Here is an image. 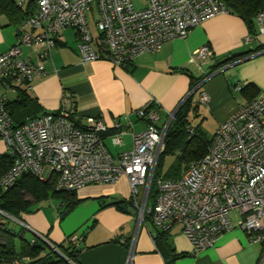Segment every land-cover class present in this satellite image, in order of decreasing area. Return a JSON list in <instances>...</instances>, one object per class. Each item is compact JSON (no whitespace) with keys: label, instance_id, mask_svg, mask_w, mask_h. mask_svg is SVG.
<instances>
[{"label":"built area","instance_id":"2783aa9c","mask_svg":"<svg viewBox=\"0 0 264 264\" xmlns=\"http://www.w3.org/2000/svg\"><path fill=\"white\" fill-rule=\"evenodd\" d=\"M35 2L34 14L20 25L17 42L0 55V86L8 89L14 83L29 90L34 76L44 73L42 65L21 57V47L45 45L49 51L63 29L76 32L82 63L104 59L120 67L139 55L158 51L168 41L185 39L204 20L227 13L219 0H144L138 10L133 0ZM24 3L17 0L18 6ZM87 14L93 17L95 36ZM255 24L257 39L264 36V13L257 15ZM251 40L247 37L245 41ZM211 55L209 47L203 46L193 52L191 61L196 58L205 63ZM233 91L239 92L240 86H234ZM207 99L202 92L199 101L204 104ZM7 104V94L1 93L0 140L13 160L0 176L1 189L11 187L24 174L44 181L52 178L54 190L63 193L88 185L113 184L124 176L139 226L145 225V216L160 232L169 233L180 226L193 251L199 252L212 247L235 221L251 242L262 246L257 264H264V95L239 106L222 122L206 154L190 162L175 180L154 178L175 112L168 113L167 120L158 125L160 118L154 107L149 104L138 110L143 130L131 132V151L113 157L101 134L113 130L108 138L113 146H121L128 130L120 124L108 127L98 118L87 117L84 124L77 125L63 97L56 113L16 126ZM152 184L155 195L149 205ZM150 238L154 242V233ZM67 240L75 243L77 237L72 235Z\"/></svg>","mask_w":264,"mask_h":264},{"label":"crops","instance_id":"0c3cea01","mask_svg":"<svg viewBox=\"0 0 264 264\" xmlns=\"http://www.w3.org/2000/svg\"><path fill=\"white\" fill-rule=\"evenodd\" d=\"M249 36L239 17L223 13L201 22L185 39L168 41L158 51L114 67L104 59L82 63L76 49V32L63 29L49 51L45 45L21 47L22 58L44 68V73L34 76L30 89L13 83L9 89L0 86V94L5 92L8 101L13 102L20 91L26 90L35 105L26 110L24 120L56 113L64 97L78 125L84 124L87 117L98 118L108 127L120 124L128 130L121 146H113L108 137L103 140L105 146L110 144L106 146L109 153L117 157L131 151V132L139 133L144 128L138 110L152 105L161 125L168 113L175 112L196 88L199 91L194 94L193 105L197 109L192 114L202 120L200 126L207 120L213 122V137L222 122L239 106L249 103L248 97L233 91L235 85L256 86L257 93L251 101L264 95V50L254 52L264 46V39L246 42ZM17 38L18 28L0 18V55L15 45ZM253 41L256 46H251ZM203 46L209 47L212 55L205 63L196 58L191 61L193 52ZM245 52L249 54L224 63ZM202 92L208 96L204 104L199 101ZM4 154L5 146L0 140V156ZM75 196L79 203L62 218L61 201L49 200L38 204L32 213L22 214L16 222L31 234L47 238L52 245H65L75 235L79 239L75 245L80 264H126L128 260L130 264H165L150 238L154 233L152 226H139L133 209L122 212L107 206L129 200V185L124 176L113 184L83 187ZM233 222V228L212 247L199 252L193 251L180 226L174 227L169 232V241L179 256L172 264H257L262 246L251 242L250 236Z\"/></svg>","mask_w":264,"mask_h":264},{"label":"trees","instance_id":"16d2710c","mask_svg":"<svg viewBox=\"0 0 264 264\" xmlns=\"http://www.w3.org/2000/svg\"><path fill=\"white\" fill-rule=\"evenodd\" d=\"M219 1L224 5L227 13L239 17L245 23L250 34L249 37L253 39L257 33L255 18L259 13H264V0ZM35 9V0H25L23 6H18L17 0H0V18H4L7 25L17 27L18 33L20 25L34 14ZM258 50H264V46L260 45L254 52ZM248 54L249 52H245L231 56L224 63L236 61ZM198 91V89L193 90L194 93L189 95L175 111L174 118L165 135L164 151L157 161L155 179L162 178L160 166L168 155H176L183 162L185 170L190 162L202 158L210 146L212 138L206 139L200 125V127H191L189 123V115L197 109V105H193V97ZM240 92L251 102V98L257 93V88L250 83L240 87ZM33 105L35 102L27 95L26 90L20 91L17 100L8 101L7 111L16 126L27 121V119L24 120L26 110ZM111 134L113 131L110 130L101 134L102 140ZM12 162V158L6 152L0 156V176L9 170ZM184 170L163 179L175 180L181 176ZM154 195L155 188L152 184L149 192V205H152ZM49 200L61 201L64 206L59 213L61 218L67 215L80 201L76 199L75 192H56L53 188L52 178L44 181L31 174L22 175L7 189L0 188V264H80L77 258L79 249L75 245L78 238L75 243H70L67 240L65 245H54L56 247L54 249L42 238L31 234L16 222L21 220L22 214L32 213L38 204ZM107 206H113L122 212L133 209L129 200L111 202ZM144 221L146 225L151 226L149 216H145ZM154 236L156 249L162 255L165 264H172L179 255H175L171 247L169 233L154 230ZM45 239L47 240V238Z\"/></svg>","mask_w":264,"mask_h":264},{"label":"rangeland","instance_id":"374dc122","mask_svg":"<svg viewBox=\"0 0 264 264\" xmlns=\"http://www.w3.org/2000/svg\"><path fill=\"white\" fill-rule=\"evenodd\" d=\"M144 4H145L144 0H133V7L135 10L142 8L144 6ZM87 18H88V23L90 26L91 33L94 35L96 33V30L94 28V23L92 20L93 17H92V15L87 14ZM260 39H264V36H260ZM251 46H256V43L253 41ZM237 99L240 100L241 98L238 96ZM201 122H202V120L196 118L194 116V114L191 113L189 115V123H190L191 127H198ZM201 125L202 126L201 127L199 126V127H200L201 131L203 132L204 136L206 137V139L212 138L213 122H210V120H207V121H205V124H201ZM109 145L110 144L106 143L107 147H109ZM183 165H184L183 162L181 160H179L176 157V155H168L167 157L164 158V162L160 166V168H161V175L160 176L162 178H165V177L172 175L173 173H178L179 171L184 170ZM97 186H102V185H88V186H85V188L97 187Z\"/></svg>","mask_w":264,"mask_h":264},{"label":"water","instance_id":"95a60500","mask_svg":"<svg viewBox=\"0 0 264 264\" xmlns=\"http://www.w3.org/2000/svg\"><path fill=\"white\" fill-rule=\"evenodd\" d=\"M192 93H194V92L191 91V92L189 93V95H191ZM46 242H47L51 247H54V249H56V247H55L54 245H52L51 243H49L47 240H46Z\"/></svg>","mask_w":264,"mask_h":264},{"label":"bare ground","instance_id":"6f19581e","mask_svg":"<svg viewBox=\"0 0 264 264\" xmlns=\"http://www.w3.org/2000/svg\"><path fill=\"white\" fill-rule=\"evenodd\" d=\"M146 225V224H145Z\"/></svg>","mask_w":264,"mask_h":264}]
</instances>
